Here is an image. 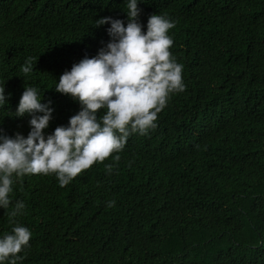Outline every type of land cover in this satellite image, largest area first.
<instances>
[{
	"label": "trees",
	"instance_id": "trees-1",
	"mask_svg": "<svg viewBox=\"0 0 264 264\" xmlns=\"http://www.w3.org/2000/svg\"><path fill=\"white\" fill-rule=\"evenodd\" d=\"M138 7L144 30L153 14L174 21L169 50L185 90L154 129L129 136L118 161L94 163L65 187L54 174L13 176L0 237L15 225L31 231L17 264H264V0ZM124 10V0H0L3 134L28 135L31 116H15L27 86L54 109L45 135L67 126L80 105L54 87L109 42L110 25L96 21L126 26ZM17 200L25 208L13 217Z\"/></svg>",
	"mask_w": 264,
	"mask_h": 264
},
{
	"label": "clouds",
	"instance_id": "clouds-1",
	"mask_svg": "<svg viewBox=\"0 0 264 264\" xmlns=\"http://www.w3.org/2000/svg\"><path fill=\"white\" fill-rule=\"evenodd\" d=\"M140 0H124L127 24L110 16L96 21V27L109 24L110 37L92 57L85 56L64 71L54 90L70 96L80 105L67 126H57L45 135L54 109L42 103L37 88L27 86L19 99L15 116L26 113L30 131L25 137L0 130V208L11 204L13 176L54 174L60 187L67 186L83 170L102 163L112 156L114 161L132 134L146 135L156 127L157 114L167 105L170 96L183 92V65L171 54L173 44L169 30L174 21L162 15H150L146 30L138 22ZM27 76L33 65L21 66ZM7 97L0 87V105ZM99 110L104 114L99 116ZM111 173L112 165H106ZM109 201L107 206H114ZM25 204L17 200L11 215L22 213ZM31 231L15 225L10 234L0 237V264H17L18 255L29 246Z\"/></svg>",
	"mask_w": 264,
	"mask_h": 264
}]
</instances>
